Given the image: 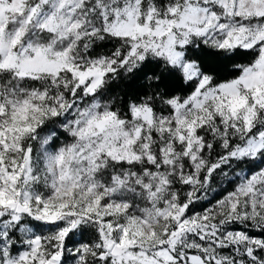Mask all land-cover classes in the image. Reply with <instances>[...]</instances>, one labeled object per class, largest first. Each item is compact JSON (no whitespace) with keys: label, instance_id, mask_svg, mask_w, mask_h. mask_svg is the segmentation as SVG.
Segmentation results:
<instances>
[{"label":"snow or ice","instance_id":"6c2138e0","mask_svg":"<svg viewBox=\"0 0 264 264\" xmlns=\"http://www.w3.org/2000/svg\"><path fill=\"white\" fill-rule=\"evenodd\" d=\"M0 264H264V0H0Z\"/></svg>","mask_w":264,"mask_h":264}]
</instances>
